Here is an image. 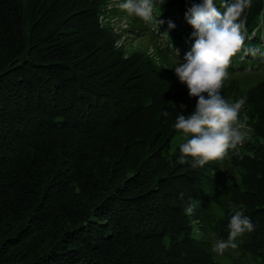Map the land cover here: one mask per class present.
Instances as JSON below:
<instances>
[{"label": "trees", "instance_id": "16d2710c", "mask_svg": "<svg viewBox=\"0 0 264 264\" xmlns=\"http://www.w3.org/2000/svg\"><path fill=\"white\" fill-rule=\"evenodd\" d=\"M234 2L214 0L222 14ZM199 3L154 5L166 20ZM99 8L94 0H0V264H218L212 248L227 240L238 211L254 230L222 255L264 264V81L243 90L234 78L264 74V0L242 13L244 44L221 89L226 102L246 98L239 119L256 135L242 153L195 167L180 147L164 155L178 132L175 98L199 99L169 67L175 53L157 49L158 65L148 56L121 60L95 21ZM184 22L187 37L165 32L189 53L193 29ZM141 66L157 77L136 73ZM169 86L181 97L159 110L156 96ZM227 172L237 180L220 177Z\"/></svg>", "mask_w": 264, "mask_h": 264}, {"label": "clouds", "instance_id": "9594fccd", "mask_svg": "<svg viewBox=\"0 0 264 264\" xmlns=\"http://www.w3.org/2000/svg\"><path fill=\"white\" fill-rule=\"evenodd\" d=\"M250 6L251 0H235L222 14L214 0H201V3L188 8L184 16L193 29L191 51L181 61L178 59L179 52L171 45L178 62L174 74L180 83L187 85L190 97L199 98L194 112L188 116L181 114L184 105L180 106L174 125L185 137H191L181 145L180 151L196 162L193 167L224 159L229 150L243 144L247 132L251 131L247 126V117L243 122L239 119L246 98L229 103L221 96L224 81L228 78L227 69L244 44L246 20L240 18ZM119 8L146 23L153 20L154 0H126L119 4ZM155 23L158 26L165 21L155 19ZM167 26L171 30L175 24L169 20ZM163 35L168 36L167 31ZM163 115L169 113L164 111ZM180 198H183V193ZM195 207L197 203L193 201L185 211L192 214ZM228 229L227 240L217 241L213 252L222 255L228 248L236 249V238L246 231H253L254 225L238 211L231 217Z\"/></svg>", "mask_w": 264, "mask_h": 264}, {"label": "rangeland", "instance_id": "374dc122", "mask_svg": "<svg viewBox=\"0 0 264 264\" xmlns=\"http://www.w3.org/2000/svg\"><path fill=\"white\" fill-rule=\"evenodd\" d=\"M155 1L158 0H154V3ZM94 2L96 5H99L100 7L98 11L99 14L95 19L98 28L100 30L101 29L104 30L105 32L109 33L112 36V38L114 39L113 47L116 50H118V52H120L121 60H128L131 57H136L135 59L138 60L139 63H141V59L148 56L153 62H156L158 65L159 61H157L158 57L156 55L157 54L156 51H158L157 49L162 48V46L163 47L170 46L171 50L173 48V50L178 51L179 55H182L183 57L184 55L187 54L185 53V51H183L180 48L179 45H172L171 48L170 42L167 41L168 37L166 35H163V33H165V30L168 28L167 21L169 20H171L174 24L175 23L177 24V26H175L174 28L180 29L184 37H187L191 33L188 29V26L184 22L183 15L180 9L177 8L172 10L171 17H169L166 20H162L161 18L159 19L157 17L156 12L158 11V9H156V5H154L153 20L146 23L140 20L139 18H136L134 16H129L126 13V11L119 8V4L124 2H120L119 0H94ZM161 3L162 2H158L157 6L159 7ZM155 19L165 21V23L157 26L155 23ZM142 25L148 28H146L144 32H139V28H141ZM152 27H155L156 29L155 31L156 33L154 34H151L153 31ZM178 59L181 61L183 60L182 58H178ZM167 61L169 63V67H172L174 69V67L177 66L178 62L175 56L174 58L171 56V59L167 58ZM145 68L146 67L141 66V68L138 67L135 71L136 73H139V75L143 74V72H146L148 77L151 76L154 78L157 77L155 76L156 74H153L152 72H150V70H148V72L151 73V75H149ZM133 73L135 72L133 71ZM234 78H237L240 87L243 90H249L260 85V83L264 81V74L256 72L254 74H242L239 76H234ZM142 79L143 76L137 78L133 83L140 81ZM171 87L172 86L165 87L162 90L163 93L162 96L159 97V94H157L155 99V104L156 107L159 108V110L161 109V107L168 106V104L172 102L171 98L173 96L181 97V95L175 90H172ZM175 102L176 103L179 102L181 103V105H184V109L187 110V112L185 113H188L189 111H194L196 107V105L191 101L188 102L180 101L179 97L175 98ZM247 126L249 129H251V131L247 132L243 144L246 141L252 140L253 137H255L256 135L254 134L252 127L248 124V122H247ZM188 139L189 137H185L181 132H177L174 135V137L170 140L169 145L165 149L164 155L166 157H170L171 154L176 150V147H181V145L187 142ZM242 145L238 146L236 153L239 154L243 152L241 149ZM225 176L230 182L231 181L235 182L237 180L235 175L232 174L231 172L220 174V177H225ZM216 259L218 260V264H230V261L226 256L216 254Z\"/></svg>", "mask_w": 264, "mask_h": 264}]
</instances>
